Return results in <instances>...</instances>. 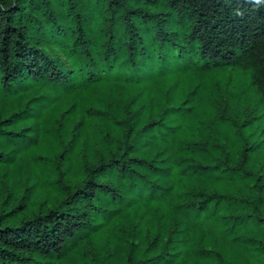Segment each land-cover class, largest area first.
Instances as JSON below:
<instances>
[{
	"label": "trees",
	"instance_id": "trees-1",
	"mask_svg": "<svg viewBox=\"0 0 264 264\" xmlns=\"http://www.w3.org/2000/svg\"><path fill=\"white\" fill-rule=\"evenodd\" d=\"M217 66L248 71L264 101V0H0V147L28 149L40 177H0V264L167 263L185 213L249 203L192 179L174 189L171 164L194 177L210 167L176 116L199 105L198 88L209 111L200 78ZM183 80L186 95L141 97L151 81Z\"/></svg>",
	"mask_w": 264,
	"mask_h": 264
},
{
	"label": "rangeland",
	"instance_id": "rangeland-1",
	"mask_svg": "<svg viewBox=\"0 0 264 264\" xmlns=\"http://www.w3.org/2000/svg\"><path fill=\"white\" fill-rule=\"evenodd\" d=\"M204 72L207 78L202 77L200 81L207 87L209 111L205 109L203 89L198 88L188 104L199 105L189 110L183 107L176 116L182 125L177 136L193 140L191 149L195 150L194 160H201L210 167L202 176L194 177L189 176V173H178V168L185 167L186 161L171 164V173L177 181L175 193H181V183L186 184L192 179L203 182L194 184L207 190L245 196L249 203L241 205L234 200H220L216 207L212 203L209 210L185 213L183 219L186 231L181 236L184 240L176 244L178 252L171 249L170 256L173 255L170 262L158 264H203L193 250L210 248L221 251L223 257L235 264H264V218L260 221L256 219L257 214L264 216V101L255 91V86L248 84V71L239 67L225 69L224 66H217ZM173 75L175 78V73ZM226 82H229L228 89L233 94L223 92ZM217 83L221 91L215 90ZM187 86L184 80L171 82L164 88L160 83L151 81L142 87L141 97L152 93L156 96L160 90L171 88L178 98L182 91L187 94ZM222 111L225 113L222 117L211 119V116L218 117ZM187 125L189 129L191 126L199 129L206 127L207 132L191 136L182 130ZM10 149L0 147L1 151L8 153L7 159L0 160V177L5 174L6 183L11 184L25 178L27 182H31V179L39 181V176L33 175L38 168H31V163L27 165L31 159L29 150L18 146L9 153ZM236 164L239 166L232 167ZM255 183L259 186L257 189L252 187Z\"/></svg>",
	"mask_w": 264,
	"mask_h": 264
}]
</instances>
